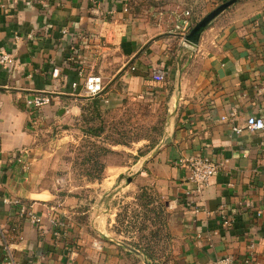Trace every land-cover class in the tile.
<instances>
[{"label": "crops", "instance_id": "crops-1", "mask_svg": "<svg viewBox=\"0 0 264 264\" xmlns=\"http://www.w3.org/2000/svg\"><path fill=\"white\" fill-rule=\"evenodd\" d=\"M215 2L0 0V52L13 58L0 64V195L32 206L42 218L32 224L18 205L0 199L12 249L0 244V264L11 253L16 264H146L140 250L138 256L102 236L122 239L113 231L121 191L108 199L111 193L103 197L96 189L102 201L78 220L83 198L58 189L50 175L47 148L74 129L84 104L94 99L83 89L90 75L102 78L109 102L123 89L131 99L163 96L174 111L134 179L156 185L167 199L173 238L169 259L159 264H217L227 255L237 264L250 257L264 264V130L246 128L249 116L264 118V2L232 6L207 25L197 47L185 44L175 30L176 9L203 12ZM37 92L52 96L39 113L26 104ZM20 151L23 161L16 158ZM193 155L221 164L201 192L183 164ZM191 199L199 211L187 205ZM56 217L68 223L60 236ZM97 239L102 248L94 245Z\"/></svg>", "mask_w": 264, "mask_h": 264}, {"label": "rangeland", "instance_id": "rangeland-1", "mask_svg": "<svg viewBox=\"0 0 264 264\" xmlns=\"http://www.w3.org/2000/svg\"><path fill=\"white\" fill-rule=\"evenodd\" d=\"M225 1L227 0H218L207 10L205 6L202 13L204 16L199 21ZM263 2L264 0H238L235 4L256 8ZM120 94L115 96L113 101H104L99 115H95L91 109L86 112L84 120L80 118L74 123L72 131L55 137L47 148L53 154L50 175L57 180L58 189L83 198L84 203L79 210L81 213L76 215L78 220L87 217L83 211L89 208L94 211L103 197L112 191H118L119 186L123 185L121 190L119 188L121 193L116 199L119 212L114 233L123 241H141L154 246L157 253H162L167 244L165 232L171 235L170 242L173 238L169 228L163 227L169 211H162L160 205L167 200L166 197L156 185L142 182L140 179L124 185L127 176L135 173L140 175L145 162L151 158L150 155L164 137L170 123L169 100L163 96L158 101L151 98L131 99L124 93ZM93 126L104 127L100 137L92 135L89 131L88 128ZM114 141L126 144H113ZM92 142L111 150L100 157L106 164L105 176L101 180H92L85 173L88 163L84 165L83 159L92 151ZM121 175L124 176L121 178ZM91 184L96 187H90ZM109 187L111 189L108 190ZM96 189L99 195L101 192L104 194L101 200L98 194H94ZM167 256L158 259L157 264L167 261L170 255Z\"/></svg>", "mask_w": 264, "mask_h": 264}, {"label": "built area", "instance_id": "built-area-1", "mask_svg": "<svg viewBox=\"0 0 264 264\" xmlns=\"http://www.w3.org/2000/svg\"><path fill=\"white\" fill-rule=\"evenodd\" d=\"M124 10L129 11V6H125ZM176 22H175V30L180 33L182 40L185 39V36L191 31L194 26V17L191 9L189 8H178L175 11ZM12 56L7 52H0V64L6 65L12 61ZM61 74L60 68L56 67L53 70V76L58 78ZM161 78H163V74H159ZM77 86V83L74 84ZM79 87V86H78ZM103 83L102 78L96 75L87 76L83 83V89L87 92V96L89 98L102 97L103 94ZM259 93H262V88L258 89ZM105 101H108L107 99ZM52 102V96L46 92H37L26 98V104L30 107L34 112H41L43 108L50 105ZM233 115V113L231 114ZM229 116H222V120H227ZM246 128L251 131H261L264 130V118L258 117L255 115H251L247 118ZM234 130L237 132L241 131V128L234 127ZM24 151H20L16 158L19 161H23ZM185 168L187 169V179L196 186V191L201 192L209 183L212 177H214L219 170L221 169V164L215 161L212 157L208 155H193L183 161ZM0 199H3L7 203H12L14 205L19 206V214L27 215L29 221L32 224H39L42 221V218L33 210L34 208L29 207L23 203H20L18 200L14 201L10 198H4L0 195ZM189 207H194L195 211H199V207L191 199L188 204ZM53 223L55 226L54 234L56 236H60L67 231V221L56 217L53 218ZM225 224L231 225V221L229 219L226 220ZM15 230V228H14ZM0 244L4 245V247L10 252L11 244L9 242V232L8 228L2 224L0 221ZM103 241L101 239H97L94 242V245L98 248H102ZM252 244L251 247H253ZM237 259L234 255H227L221 258L217 264H237ZM245 264H254V260L252 257L247 258L244 262ZM7 264H16L13 259L12 253L10 254V259L7 261Z\"/></svg>", "mask_w": 264, "mask_h": 264}, {"label": "trees", "instance_id": "trees-1", "mask_svg": "<svg viewBox=\"0 0 264 264\" xmlns=\"http://www.w3.org/2000/svg\"><path fill=\"white\" fill-rule=\"evenodd\" d=\"M234 5H237V4H234ZM234 5H232V6H234ZM128 6L131 8L133 6L132 2H130L128 4ZM187 7L189 9H191V11L193 13V17H194L193 21H194V24L196 22H198L199 19L204 16L202 14L203 12H197V10L195 9V7H193V6H187ZM231 7H229L227 10H229ZM227 10H225V11H227ZM105 100H106V98L99 96V97H96L93 100L88 101L87 103H85L84 106H83L84 112H83V115H82L81 118H83V120H84L85 117H86V112L87 111H90L91 109L94 110L95 115H99L100 112H101V104H103V102ZM88 129L92 133V135H94L96 137H100L101 134H102V132H103L104 127L93 126V127L88 128ZM113 144H123V145H125L126 143L125 142H122V141H114ZM92 146H93L92 147V151H90L87 154V156H85L84 159H83V164L84 165L86 163H88L87 168H85V173L92 180H101L105 176L104 174H105V170H106V164H105V162H103L101 160L100 157L102 155L107 154L111 150L109 148L103 146L102 144H98L96 142H92ZM160 208H162V211H163V209H167V200H164L161 203ZM163 227H166V228L168 227L167 226V220L166 221L164 220ZM165 233H166V236H167L166 237L167 244H166V248H164V250H163L162 253H160V251H159V253H157L156 250H155V248H154V246H151L149 244L146 245L145 243H143L141 241H138V242L137 241H134V242H128V243H130V245L133 246V247H135L136 249L140 250L143 253V255L145 257H147L148 260L152 261L153 264H157L158 263V259L163 258L165 255H168V249H169V244H170V241H169L170 239L169 238H171L170 237L171 235L168 232H165Z\"/></svg>", "mask_w": 264, "mask_h": 264}, {"label": "water", "instance_id": "water-1", "mask_svg": "<svg viewBox=\"0 0 264 264\" xmlns=\"http://www.w3.org/2000/svg\"><path fill=\"white\" fill-rule=\"evenodd\" d=\"M236 2H238V0H227L224 3L220 4L218 7H216L214 10H212L211 12H209L202 20L198 21L195 23V25L192 27L191 31L185 36V39L183 40V42L187 45L193 46V47H197L198 46V42L201 38V35L203 33V31L205 30V28L207 27V25L213 21L219 14H221L223 11H225L227 8L231 7L233 4H235ZM194 37H196V39L193 41ZM177 103V102H176ZM177 107V104H176ZM174 111L170 112V120L173 116ZM157 148L154 150V152L150 155V157H152L154 155V153L156 152ZM124 175H121V178ZM136 177V173L132 174L130 176L126 177V183L124 186L129 185L130 183L133 182V180ZM120 190L123 188V185L119 186ZM118 188V190H119ZM112 193L108 196V199H111L112 197ZM103 238L114 242L124 248H126L127 250H130L131 252H133L134 254L141 256V252L136 249L135 247L131 246L129 243L125 242V241H121L118 240L117 238H114L106 233L102 234ZM145 263L146 264H152L151 261H149L146 257H144Z\"/></svg>", "mask_w": 264, "mask_h": 264}, {"label": "bare ground", "instance_id": "bare-ground-1", "mask_svg": "<svg viewBox=\"0 0 264 264\" xmlns=\"http://www.w3.org/2000/svg\"><path fill=\"white\" fill-rule=\"evenodd\" d=\"M196 39V37H194L193 41Z\"/></svg>", "mask_w": 264, "mask_h": 264}]
</instances>
